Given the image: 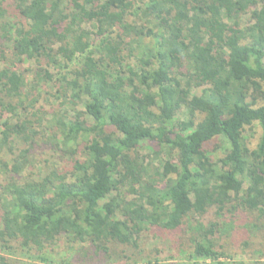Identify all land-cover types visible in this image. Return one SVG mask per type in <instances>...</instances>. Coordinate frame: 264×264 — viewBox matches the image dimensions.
Returning <instances> with one entry per match:
<instances>
[{"label": "trees", "instance_id": "obj_1", "mask_svg": "<svg viewBox=\"0 0 264 264\" xmlns=\"http://www.w3.org/2000/svg\"><path fill=\"white\" fill-rule=\"evenodd\" d=\"M241 229L263 259L264 0H0V264H233Z\"/></svg>", "mask_w": 264, "mask_h": 264}, {"label": "rangeland", "instance_id": "obj_2", "mask_svg": "<svg viewBox=\"0 0 264 264\" xmlns=\"http://www.w3.org/2000/svg\"><path fill=\"white\" fill-rule=\"evenodd\" d=\"M7 43H2V47L4 49L8 48ZM31 63H24L21 66H18L14 69V72L17 75H28L30 71ZM201 88L194 89L191 91V96L198 97L200 95ZM253 138L246 136L248 141L253 142L254 138L258 136V129L255 127L253 129ZM38 144L33 145V148L31 150V159H38L41 162H44L46 157V151L44 146H42L40 142H37ZM253 144V143H252ZM214 142H210V144L207 146V150H211L213 148ZM141 155L146 156L149 155L148 151H144L141 153ZM150 160V158H147V162ZM158 162H154L153 166H157ZM158 167V166H157ZM26 172H30L29 170ZM31 173V172H30ZM228 215L224 217L223 222L228 220ZM243 225V220L240 222H236V226L240 227ZM229 230L231 231L230 227ZM240 231V233H239ZM237 230V233L233 236V238L228 239L224 242V253H229L231 256H233V261L230 263L233 264H253V263H264V257L262 259L261 253L256 251V249L259 248L258 241L253 240V244H251L249 247L243 246V239H247L250 237L249 233H246L242 235V232H244L242 229ZM144 236V237H143ZM142 239L144 240L145 244L139 246V250L141 253H134L135 258L137 259V255L145 256L148 255V258H153V254H151L152 249H156L160 251L161 255H159V260H161V264H183L184 262H181L182 259L186 258L184 254H178L181 259L175 260V261H168L165 263V258L170 257L169 255H174L175 251L174 249L177 247L178 244H176V241L179 239V237L174 238V241H170V243L165 241H156L154 243L153 241V235L151 233L144 234ZM154 243V244H153ZM183 243V242H182ZM147 244L149 246H147ZM176 244V245H175ZM14 249H16V244H11ZM154 246V248H152ZM126 255H131L130 251L125 252ZM264 254V253H263ZM85 256L87 259H82V257ZM93 256V248L91 247H85V245H79L78 243L74 242L70 237H57L53 244L47 245L44 247V249L39 252L37 250H31L30 254L25 257L23 253L20 251H14V254L10 256L11 260H8L12 264H84V263H98L103 261L102 255H96L93 256V261H89L88 258ZM156 257V254H155ZM110 258V257H109ZM42 259V261H41ZM112 262L114 260L110 259ZM84 261V262H83ZM109 264V263H106Z\"/></svg>", "mask_w": 264, "mask_h": 264}]
</instances>
